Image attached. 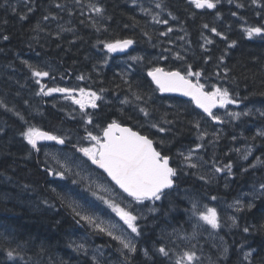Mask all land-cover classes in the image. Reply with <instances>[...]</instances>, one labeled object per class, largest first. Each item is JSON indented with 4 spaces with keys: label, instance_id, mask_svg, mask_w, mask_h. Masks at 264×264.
Returning <instances> with one entry per match:
<instances>
[{
    "label": "trees",
    "instance_id": "obj_1",
    "mask_svg": "<svg viewBox=\"0 0 264 264\" xmlns=\"http://www.w3.org/2000/svg\"><path fill=\"white\" fill-rule=\"evenodd\" d=\"M238 3L244 7L238 8ZM57 4L63 7L57 8ZM89 5L103 11L96 13ZM22 14L27 19L21 20ZM153 16L168 23H157ZM262 17L264 8L251 0H220L216 9H195L189 0H0V101L14 110L0 106V264H94L92 255L77 251L72 240V231L82 221L77 223L79 217L52 191L62 180L46 175L45 170L58 168L45 155L46 150L37 153L23 140L20 133L27 125L16 112L29 124L64 137L66 146L77 154L81 153L73 145L83 146L85 128L98 134L116 120L148 135L172 158L178 172L176 186L167 198L141 205L137 252L124 250L122 254L116 241L93 230L85 239L91 252L92 246H99L118 264H175L179 255L196 246L199 263L196 259L193 264H264V195L260 191L264 164L256 161L257 157L264 160V137L257 136L264 130V116L260 115L264 112V38L249 39L243 32L245 26L264 24ZM205 24L209 27L204 28ZM169 27L172 31L161 35ZM212 27L227 39L212 33ZM205 38L213 43L206 44ZM123 39L134 41L124 54L108 53L104 48V43ZM232 41L236 44L229 47ZM24 61L51 73L41 79L48 87L60 81L64 87H81L101 96L97 109H87L93 124H85L77 105L62 95H37L36 77ZM189 64L193 71L202 72L200 81L206 89L211 85L228 88L240 100L239 111L251 110L248 116L235 119L232 128L226 125L227 131L215 146L211 118L189 100L160 94L147 75L153 67L185 72ZM80 76L84 79H78ZM126 100L129 102L124 103ZM139 108H146L150 117L145 118ZM220 110L215 113L221 114ZM152 123L167 131L159 132ZM201 132L207 135L198 139ZM197 144L204 145L201 149L210 168L232 163L229 189L220 172L211 175L213 172L178 164V153L195 149ZM247 148L252 154L245 161L241 155ZM73 178L68 175L65 179ZM75 185L86 187L83 182ZM239 193L242 209L229 212L235 220L233 228L226 209L217 202ZM191 201L214 206L221 227L213 231L203 227L191 212ZM248 203L253 204L251 209L246 207ZM161 244L171 250L169 257L155 251ZM9 248L19 252L16 260L7 259ZM249 251L251 256L245 260ZM97 261L108 264L106 257Z\"/></svg>",
    "mask_w": 264,
    "mask_h": 264
},
{
    "label": "snow or ice",
    "instance_id": "obj_2",
    "mask_svg": "<svg viewBox=\"0 0 264 264\" xmlns=\"http://www.w3.org/2000/svg\"><path fill=\"white\" fill-rule=\"evenodd\" d=\"M135 2L136 0H133V3ZM219 2L220 0H189V4L194 6L195 9H216ZM228 2L232 3L233 0H228ZM77 3H79V0H77ZM251 3L253 5L260 3L261 7L264 8V0H251ZM56 7L62 8L63 5L57 4ZM89 7L96 13H101L103 11L102 8L95 5H89ZM156 7L161 8V4L157 3ZM237 7L242 8L244 5L238 3ZM32 10V7L29 6L28 11L31 12ZM13 11H15V9H13ZM232 15L236 16L237 13L232 12ZM52 18L54 19L55 17ZM20 19H27V15H20ZM44 19L47 20L49 17L44 16ZM173 19H176V17H173ZM153 20L157 23H168L167 20H159L156 16H153ZM203 27L208 28L209 26L205 24ZM171 31L172 28L169 27L167 32H163L161 35L166 36ZM210 31L216 36H220L222 39H227V37L221 32H218L215 27H212ZM243 32L249 39L254 36L264 38V24H260L259 26H245L243 27ZM3 39L8 40L9 37L3 36ZM133 43L134 41L132 39L116 40L115 42L104 43V48L107 49L108 53H115L118 51L123 52ZM205 43L211 44L213 41L205 38ZM235 44L236 41H232L231 44H229V47H234ZM177 58H181L178 53ZM130 59L140 60L142 58L130 57ZM220 59L222 61L223 56H221ZM24 63L31 69L33 77H36L35 83L39 86V92H37V95L51 96L53 93L64 94V99L70 100L73 104L78 105L79 111L82 114L81 119L85 124H93V115L89 113L87 109H97V101L102 99L101 96L97 95L94 91H86L84 88H79V94L77 95L76 88L48 87L46 84L41 83V79L50 77L51 73L47 70L40 69L37 66L28 64L27 61H24ZM147 75L151 77L152 83L155 84L156 90L160 93H179L182 96L190 97L191 101L197 108L201 109L207 117L217 123H223V120L213 111L214 109H226L228 105H238L240 103V100L230 93L228 88L211 85L209 89H206L205 84L200 81L202 72L193 71L190 64L187 65L186 70L183 73L179 70L166 71L162 67H153L148 71ZM192 77H195V81ZM78 79L83 80L84 77L80 76ZM101 91H103V89H101ZM135 99L139 100L141 97L135 95ZM128 102L129 101L127 100L124 101V103ZM0 106L6 108V105H3L2 101H0ZM6 110L14 111L13 109L7 108ZM139 111L145 118L150 117V113L146 108H139ZM250 112L251 110H247L244 112L237 111L226 114L232 119H239L241 116H248ZM15 114L25 125H27L26 128L21 131L20 135L35 152L39 153L42 149L47 148V145L42 143L45 141H54L57 145L66 144V139L64 137L29 124L20 112H16ZM260 115L264 116V112H260ZM150 126L156 128L162 133L167 131L156 123H152ZM195 127L197 129L200 128L199 122L195 123ZM85 131L87 135L82 139L89 141V146L77 147L76 145H73V148L79 153H82L92 165H95L98 169H102L103 172L106 173L107 178H110V180L114 182L123 193L127 194V197L131 198V202H135L138 205H143L145 201L155 203L156 201L165 199L170 195V190L173 189L175 179L178 175L177 169L170 166L171 157L158 150L157 147L154 146L155 141L148 135L141 134V132L133 130L132 127L122 126V124L116 120H112L111 123L107 124V126L102 129V136L94 135L87 128H85ZM206 135V132H201L198 139H203ZM257 136L264 137V130L258 131ZM254 138L255 137H253V139ZM233 139H235V137H233ZM160 143L163 144L164 141H160ZM203 147V144H197L195 149L189 148L187 153L179 152L178 155L183 157V160L187 163L188 167L198 168L199 164L193 162V155L195 151ZM235 151L239 152L240 150L235 149ZM251 154V148H247L242 153L241 159L246 161ZM45 155L51 156L59 166V170L47 168L45 170L46 175L53 176L54 178L58 177L60 180H64L68 175L80 176L79 171L72 172V167L69 163L71 161V156H69L68 153H61L59 151L51 153L45 151ZM61 155H63V160L61 159ZM256 161L259 164H264V160H261L259 157L256 158ZM73 163L75 162L73 161ZM82 164L83 162L75 163V167L81 168ZM213 164L215 165V161H213ZM232 167V163H228L224 165L223 168L215 167V171L224 172L225 169H227V174L231 175ZM249 167L255 168V165L250 164ZM247 170L248 169H244V171ZM200 178L204 179L203 176ZM85 179H90V177H81L80 180L73 179L72 184H79ZM92 184L96 185L95 189L92 187ZM52 191L56 193L57 197L62 201L70 194V190L58 192L56 187H53ZM108 191L109 189L104 185L91 181V183L84 188L83 192L78 194L79 200H70L69 207H71L74 215L79 217L77 223L84 221L92 226L97 232L109 236L121 246L120 250L122 254H124V250L129 254H134L137 252L136 244L123 230H119L120 234H117V224L110 222L106 225L105 221L95 214H88V208L93 206V202L88 200L87 195L84 194L85 192L90 193L91 196L106 204L120 218V220L123 221V224L127 226L130 233L135 234L136 237L142 235L141 228L137 223L142 217L134 214L132 203L129 202L126 206H121L119 203L106 199L105 196L100 195V192ZM260 191L261 194L264 195V183L260 184ZM212 199L215 200L216 197H212ZM80 201H83V203ZM45 203H47V201H45ZM191 203V212L194 216H198L201 221L210 225L212 229H218L221 227L217 210L214 207H208L205 205L204 210H200L196 201H191ZM235 204L238 210L242 209L243 206L241 205L240 200H237ZM246 207L251 209L253 204L248 203ZM155 210V208L149 209V211ZM233 223H235V220H233ZM243 231L247 233L249 228L245 227ZM75 247L77 251H83L85 255H87V249L83 244L76 245ZM155 251L166 258L170 256L171 252V250L163 244L156 248ZM227 251L228 249L225 248L224 253H227ZM144 255L146 257L149 255L147 249L144 250ZM6 256L8 260H16L19 257V252L17 249L9 248L6 251ZM250 256L251 251L246 252L244 254V259L248 260ZM92 259L94 264H98L95 256H93ZM196 259L198 258L196 257L195 252L184 251L183 254L179 255L175 260V264H193Z\"/></svg>",
    "mask_w": 264,
    "mask_h": 264
},
{
    "label": "rangeland",
    "instance_id": "obj_3",
    "mask_svg": "<svg viewBox=\"0 0 264 264\" xmlns=\"http://www.w3.org/2000/svg\"><path fill=\"white\" fill-rule=\"evenodd\" d=\"M123 58L126 59L125 57H123ZM52 87H64V86L61 85V82L59 81V82H57L56 86L52 85ZM67 88H76L77 89V95L79 94L78 93L79 87L67 86ZM86 91H90V90H86ZM52 95H55L57 97H60L62 95L64 97V94H62V93H53ZM66 101L70 102L73 105V103L70 100H66ZM230 106H233V107L229 108V112H228V110H226L227 108L226 109L221 108V110H220L222 113L219 114V116L223 120V123H217L215 121H212L214 123V126H212V132L214 134L212 143L214 146L216 145V143L221 141V138H222L221 134L224 135L225 132L227 131V128H229V127L232 128V124L235 122V119L230 118V116H228L226 113L239 111V109L237 108L238 105L237 106L236 105H230ZM77 108H79L78 105H77ZM239 112H241V110ZM223 116H227L228 119L229 118L230 119L229 120L224 119ZM226 125H227V128H226ZM238 130L240 131L241 128L238 127ZM240 133L242 134V132H240ZM83 145L89 146V141L84 140ZM213 145H212V147H213ZM44 150L51 152V153H55L57 151H59L61 153H68L69 156H71V161L69 163L72 167V172L73 173L77 172V171L80 172L79 177L73 176V175H71V176H73L75 179H78V180H80L81 177H90V179H85L82 181L86 186L89 183H91V181H95L98 184L104 185L105 187H107L109 189V191L108 192H100V194L109 196L110 200H113L114 202L119 203L121 206H126L129 202H131V198L127 197V195L125 193H123L109 178H107V176L105 175V173L103 171L98 169L95 165H92L86 158L78 156L76 152H73L72 150H69L67 148L58 147V146H49V145H47V148ZM187 151H188V149L184 150L182 152L187 153ZM49 157L52 160L55 167L58 168V170H59V166L55 163V161L52 159L51 156H49ZM61 159L63 160V155H61ZM73 161L75 163L83 162L82 167L76 168L75 163H73ZM193 162H197L199 164V167L197 168V170H199L201 172L207 170V171H210V173L213 172L211 175H219L218 172H217V174H215L216 171L213 168H210L208 166V164L206 163L205 158L203 156V150L202 149H199L198 151L194 152ZM173 164L174 163H173V160L171 158L170 166L175 168V166ZM178 164L180 166H184L185 169H191V168L186 166L187 163L184 162L183 157H181V156H179ZM195 170H196V168H195ZM220 173L223 175V181H222L223 184L225 185V187L227 189H229L232 185L231 181H233V178L231 177V175H228L227 172H225V171L220 172ZM58 180H59V178H58ZM72 180L69 181L68 179H64L60 182L59 185L55 186L57 188L58 192L70 190L69 196L64 199L65 203L68 206H69L70 200H72V199L79 200L78 194L83 192V190H84V188H80L77 185L72 184ZM92 187L95 189L96 185L92 184ZM84 194L87 195L88 200L93 202V206L88 208V214H95L100 219L104 220L106 225L110 222H114L118 226L117 234H120L119 230H123L125 232V234L128 235L129 238H131L135 244H137L139 237H136L135 234L130 233V230L127 229V226L123 224V221H121L120 218L106 204H104L100 200H97L95 197L91 196L90 193L85 192ZM226 198H227L226 201H224V198L221 199V202L218 201L217 205L218 206L222 205V209H226L225 215L230 220L229 223H232L231 226H234V223L232 221V217L229 214V212L231 211L233 213L234 208L237 211V206H236L235 202L237 200H240V202H241L240 193L238 194V196L237 195L231 196L230 197L231 199H228L229 197H226ZM80 202L83 203V201H80ZM131 203H132V208L134 210V214L141 216L143 207L141 205L136 204L135 202H131ZM197 206L201 210H204V205L202 203H198ZM208 207H214V206L210 205ZM227 210H228V212H227ZM200 223L203 225V227H206L208 230H211V231L216 230V229H212L210 225L205 224L201 220H200ZM233 228H235V226ZM91 230H93L94 232H97L92 226H90L86 222L82 221L81 226H78L77 229H74L72 231L73 242L77 243V245L83 244L85 246V248L87 249V254H89L90 256L92 255V257L95 256L97 260H100L102 257H106L108 264H118V260L112 258L111 256H107L105 254V251L99 246H92L93 252H91L90 244L86 243V241H85V239L87 240L90 237V231ZM213 234H214V232L212 233V235ZM216 247H219V245H216ZM192 249H194L193 252L196 251L195 254L197 253V251H199L196 246H194ZM196 257H197V254H196ZM197 262L199 263V259H197Z\"/></svg>",
    "mask_w": 264,
    "mask_h": 264
},
{
    "label": "water",
    "instance_id": "obj_4",
    "mask_svg": "<svg viewBox=\"0 0 264 264\" xmlns=\"http://www.w3.org/2000/svg\"><path fill=\"white\" fill-rule=\"evenodd\" d=\"M133 45V44H132ZM132 45L131 46H129V48L128 49H126L125 51H123V52H126L127 50H129L131 47H132ZM117 53H122V52H117ZM167 71V70H166ZM151 78V77H150ZM161 94H168V95H177V96H181V97H184V98H187V99H190L191 100V98L190 97H185V96H182L181 94H179V93H161ZM196 106V105H195ZM199 109V108H198ZM201 110V109H200ZM214 110H216V109H214ZM213 110V111H214ZM202 111V110H201ZM203 112V111H202ZM122 126H127V127H131V126H129V125H122ZM133 130H135V129H133ZM136 131H138V130H136ZM142 134V133H141ZM45 142H54V141H45ZM60 146H64V145H60ZM154 146H156V144L154 145ZM52 177V176H51Z\"/></svg>",
    "mask_w": 264,
    "mask_h": 264
},
{
    "label": "bare ground",
    "instance_id": "obj_5",
    "mask_svg": "<svg viewBox=\"0 0 264 264\" xmlns=\"http://www.w3.org/2000/svg\"><path fill=\"white\" fill-rule=\"evenodd\" d=\"M118 187V186H117Z\"/></svg>",
    "mask_w": 264,
    "mask_h": 264
}]
</instances>
